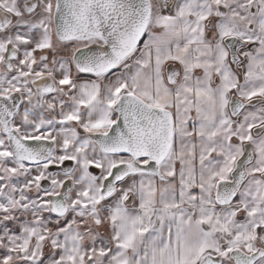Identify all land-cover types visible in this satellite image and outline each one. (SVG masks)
Returning a JSON list of instances; mask_svg holds the SVG:
<instances>
[{"label":"snow or ice","instance_id":"snow-or-ice-1","mask_svg":"<svg viewBox=\"0 0 264 264\" xmlns=\"http://www.w3.org/2000/svg\"><path fill=\"white\" fill-rule=\"evenodd\" d=\"M0 264H264V0H0Z\"/></svg>","mask_w":264,"mask_h":264}]
</instances>
